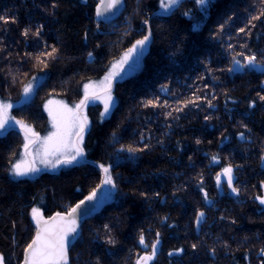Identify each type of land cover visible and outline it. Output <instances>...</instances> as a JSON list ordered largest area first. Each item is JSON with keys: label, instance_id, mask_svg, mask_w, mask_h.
Segmentation results:
<instances>
[{"label": "trees", "instance_id": "trees-1", "mask_svg": "<svg viewBox=\"0 0 264 264\" xmlns=\"http://www.w3.org/2000/svg\"><path fill=\"white\" fill-rule=\"evenodd\" d=\"M97 2L0 0V98L18 101L41 76L11 109L39 134L49 98L76 106L87 82L150 34L137 65L112 83L111 114L101 120V104L87 106L88 159L15 179L25 134L0 130L4 264H23L33 209L68 212L102 186L98 164L110 166L113 197L83 219L67 264H137L157 241L150 264H264V71L245 65L251 55L264 62V0H179L169 10L125 0L114 28L97 20ZM228 167L238 191L223 182L221 195L217 176Z\"/></svg>", "mask_w": 264, "mask_h": 264}, {"label": "snow or ice", "instance_id": "snow-or-ice-1", "mask_svg": "<svg viewBox=\"0 0 264 264\" xmlns=\"http://www.w3.org/2000/svg\"><path fill=\"white\" fill-rule=\"evenodd\" d=\"M179 0H161V8L164 10L171 9L176 5ZM207 0H198L201 5L206 4ZM121 0H100V4L97 5L96 15L102 16L104 13L117 8L120 5ZM255 19V18H254ZM0 20L7 23V18L0 16ZM240 31H244L241 29ZM26 34V33H25ZM150 39V34L145 35L141 40H137L132 48L125 54L123 60L118 65L113 66V71L109 72L104 80L101 82L100 90L103 93L101 97L95 90L92 91L91 97L89 95V89L92 85H85V98L80 101L75 108H69L67 105H59L57 108H49V115L52 118L53 131L47 136L41 137L39 133L35 132L30 126L24 124L22 121H15L16 124L21 126L22 131L25 134L24 152L25 155H32L31 160L18 161L12 167V172L16 176H26L29 173H35L40 169L36 166V160L39 159L40 164L51 165L55 167L59 164H72L77 161L79 157L84 156V148L82 147L84 131L87 127V118L81 115L80 109L87 103L89 98L100 99L104 101V112L101 114L102 118L107 115L111 110L113 104V97L111 94L112 80L118 75L115 71L117 67H122L131 58L132 54L139 49L141 52L147 45ZM91 55V54H89ZM235 63L244 67L256 68L259 67L264 71V62L257 61L255 55L245 57V65H241L240 61ZM232 69H230L231 71ZM235 70H240L238 67ZM32 85H28L24 88L25 95L32 92ZM264 100V96L260 97ZM54 103L49 101V104ZM149 103H152L149 101ZM12 107L9 103L0 102V130L6 129V126H10V121L14 118L9 117L8 110ZM48 107V105H46ZM2 134V133H0ZM74 137V138H73ZM35 145V154L30 151L31 146ZM133 151V149H128ZM50 157H55V163H53ZM215 159V157H214ZM104 178L102 180L103 185H114L113 177L110 172V166L106 167L100 165ZM224 174L227 177L229 187L232 186V168L228 167L224 169ZM217 181H220V176H217ZM233 192H237L236 188H232ZM96 195L94 189L92 194L86 197V200H93ZM260 203L264 204V197L259 198ZM81 201L80 204H83ZM80 204L73 208L67 216L57 213L55 217L49 220H42L38 216V210L33 209V218L36 219L37 233L31 244L26 249L25 264H67V244L69 237L76 232L77 220L75 215L77 209L80 208ZM204 213L200 212L197 215V223L201 221ZM140 242L144 243V238L141 236ZM158 243V241H157ZM193 248L196 245L192 246ZM157 244H152V253L142 257L137 264H148V261L152 260L156 254ZM180 251V250H178ZM171 255V253H170ZM0 264H4V257L0 255Z\"/></svg>", "mask_w": 264, "mask_h": 264}, {"label": "rangeland", "instance_id": "rangeland-1", "mask_svg": "<svg viewBox=\"0 0 264 264\" xmlns=\"http://www.w3.org/2000/svg\"><path fill=\"white\" fill-rule=\"evenodd\" d=\"M197 1H198V0H197ZM207 1H208V0H207ZM206 3H207V2H206ZM204 5H205V4H204ZM125 7H126V6H125ZM124 9H125V8H124ZM123 11H124V10H123ZM122 13H123V12H122ZM121 15H122V14H121ZM125 20H126V18L123 17L122 21L125 22ZM115 21H116V20H115ZM115 21H113V22H115ZM126 21H127V20H126ZM113 22H110V23L112 24V25H111L112 27L115 25V23H113ZM116 22H117V21H116ZM113 28H114V27H113ZM145 49H146V46L143 48L142 52H143ZM127 52H128V51H127ZM127 52H125V53L122 55V57H120L118 60L114 61V62L112 63V65L109 67V69L105 72L104 75H102L100 78L92 79V80H90L89 82H87V83L85 84V85H92V86H93L92 88L89 89V95H90V97H91V93H92L93 90H95V91L97 92V94H99L101 97L103 96V93H102L101 90H100L101 82L104 80L105 76H106L109 72L113 71V66H114V65H118V64H120V62L123 60V58H124V56H125V54H126ZM142 52L138 49L137 52H135V53L132 54L131 58L128 60L127 63L123 64L122 67H117V68L115 69V71L118 73V75H116V76L113 78L112 83H113V81H114L115 79H117V78H118V79H121L124 75H127V74H129V73L131 72L132 67L135 66V65H137V63L139 62V60H140V56H141ZM41 79H42L41 76H35V77H33L32 80L27 84V86L30 85V84L32 85V89H33L32 92H31L30 94H28V95H25V93H24V91H23L22 96H21V98H20L18 101L12 102V101H8V100H2V99L0 98V102L9 103V104L12 105V107L8 110V115H9V117L14 118L13 120L10 121V126H17V127H20V128H21V126H20L19 124H16V123H15V121H21V120L15 118V117L11 114V109H12L14 106H16V105H20V104H22V103L28 101V100L30 99V97L33 95V93H34V91H35V88L37 87V85L39 84V82L41 81ZM84 94H85V86H84ZM111 94H112V97H113V104H112L111 110H110V111L107 113V115H105L103 118H102V116H101V117H100L101 120H103L104 118L108 117V116L111 114L113 108H114L115 105H116V102H117V101H116L115 95L113 94L112 91H111ZM49 101H53L54 103L49 104ZM98 103L101 104V114H102V113L104 112V101H103V98H100V99L89 98V100L87 101V103L82 107L83 112L81 113V115L84 116V117H86V118H87V121H88L87 127H86V129H85V131H84V135H83V142H84V139H85L86 133H87V131L89 130V124H90V122H89V118L87 117V113H86L87 106H88L89 104H98ZM61 104H63V105H67L69 108H75V106H71V105H69L64 99H61V98L52 97V98H49V99L45 102V104H44V108H45V110H46V112H47V114H48V118H49V129L46 130L45 133H42V134L40 133L39 135H40L41 137L47 136L50 132H52V131L54 130V129H53V125H52V118H51L50 115H49V110H48V109H49V108H53V109H55V108H57V107H58L59 105H61ZM78 104H79V103H78ZM46 105H48V107H46ZM22 122H23V121H22ZM23 123H24V122H23ZM24 124H25V123H24ZM26 125H28V124H26ZM28 126H30V125H28ZM30 127H31V126H30ZM31 128H32V127H31ZM32 129H33V128H32ZM73 138H74V137H73ZM83 142H82V145H83ZM24 143H25V140H24ZM35 148H36V146L33 145V146H31V149H30V151H31V153H32L33 155L35 154ZM31 159H32V155H28V156H26V155H25V152H24V147H23L22 155H21V157H20V159H19L18 161H21V160H31ZM50 159H52L53 163H55V157H50ZM86 159H88V157L84 154L83 157H79V158L77 159V161L74 162V163H72V164H59V165H57V166H55V167H52L51 165L40 164V163H39V159L37 158V160H36V166H37L40 170H44V169L55 170V169H58V168H60V167H70L71 165L76 164V163L81 162V161H84V160H86ZM18 161H17V162H18ZM17 162H16V163H17ZM16 163H15V164H16ZM98 165H99V167H100V165H104V164H98ZM104 166L108 167L107 165H104ZM100 168H101V167H100ZM101 171H102V169H101ZM29 174H30V173H29ZM29 174H28V175H29ZM11 175H12V177L15 178V179H19V178L25 177V176H16V175H14L13 172H11ZM32 175H33V173H32ZM26 176H27V175H26ZM103 178H104V173H103V171H102V180H103ZM101 192H102V196H101V198H100V200H99V205H102V204H104L105 202L110 201V200L112 199V197H113V193H114V187H113L112 185H103V184H102ZM150 262H151V260L148 261V264H150Z\"/></svg>", "mask_w": 264, "mask_h": 264}, {"label": "water", "instance_id": "water-1", "mask_svg": "<svg viewBox=\"0 0 264 264\" xmlns=\"http://www.w3.org/2000/svg\"><path fill=\"white\" fill-rule=\"evenodd\" d=\"M98 4H100V0H98L97 4H96V6H95V14H96V8H97V5H98ZM125 6H126V2H125V0H121V3H120V5L117 6V8L112 9L111 11L104 13V15H102V16H99V17H98V16L96 15V18H97V20H99V21H101V22H113V21L117 20V19L121 16V14H122V12H123ZM238 67H239L240 70H241V67L238 66L237 64H235V69H237ZM238 71H239V70H238ZM262 164L264 165V157L262 158ZM219 176H220V181H219V182H227V177L225 176L224 171H222V172L219 174ZM227 183H228V182H227ZM233 184H234V176L232 175V185H233ZM101 187H102V186H100V187L97 189V191H96V195H95V198H94L93 200H86V199H85V200H83V201H84L83 204H80V202L78 203V204H80V208L77 209V212H76V215H75V219L77 220V229H76V232H75L74 234H72V235L69 237L68 244H67V255H68V248H69V245H70L71 241L75 238V236L78 234V232H79V228H80V226H81V224H82L83 219H84L88 214L92 213L95 209L98 208V206H99V200H100V198H101V196H102ZM209 202H210V201H209ZM78 204H77V205H78ZM77 205H76V206H77ZM76 206H75L74 208H76ZM71 210H72V209H71ZM71 210L68 211V212H62V213H60V214L67 216V214L70 213ZM55 216H56V215H53V216H39V217H40L42 220H49L50 218L55 217ZM35 222H36V219H35ZM36 225H37V223H36ZM36 233H37V228H36V232H35V234H34L32 240L35 238ZM32 240H31V242H32ZM31 242H30L29 244H31ZM29 244H28V245H29ZM156 244H157V248H156V254H157V253H158V250H159L160 242H158V243L156 242ZM27 248H28V246L26 247V249H27ZM26 249H25V257H26V255H27V253H26ZM173 253H174V251L171 252V254H173ZM147 255H151V254H148V253H144V254H142V255L139 257L138 261H139L142 257L147 256ZM23 264H25V260H24Z\"/></svg>", "mask_w": 264, "mask_h": 264}, {"label": "flooded vegetation", "instance_id": "flooded-vegetation-1", "mask_svg": "<svg viewBox=\"0 0 264 264\" xmlns=\"http://www.w3.org/2000/svg\"><path fill=\"white\" fill-rule=\"evenodd\" d=\"M238 138L240 139V140H244V137L242 136V135H238ZM232 175L234 176V182L236 181V179H237V175L235 174V172H233L232 171ZM222 183L223 182H220L219 183V192H220V194L222 195L223 194V190H222ZM234 186V184L231 186V188H234L233 187ZM232 193H234V194H236V192H233L232 191V189L230 190ZM262 197H264V186H263V195H262ZM210 201V202H209ZM208 202H209V204H211V200H209ZM259 203H260V199H259ZM261 204V203H260ZM262 205H264V204H262Z\"/></svg>", "mask_w": 264, "mask_h": 264}, {"label": "built area", "instance_id": "built-area-1", "mask_svg": "<svg viewBox=\"0 0 264 264\" xmlns=\"http://www.w3.org/2000/svg\"><path fill=\"white\" fill-rule=\"evenodd\" d=\"M112 25V24H111Z\"/></svg>", "mask_w": 264, "mask_h": 264}]
</instances>
